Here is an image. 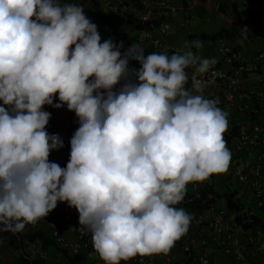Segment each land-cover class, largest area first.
I'll return each mask as SVG.
<instances>
[{"label":"clouds","instance_id":"9594fccd","mask_svg":"<svg viewBox=\"0 0 264 264\" xmlns=\"http://www.w3.org/2000/svg\"><path fill=\"white\" fill-rule=\"evenodd\" d=\"M201 47L122 52L81 4L0 0V231L22 232L65 202L104 264L168 253L189 228L176 207L187 185L231 160L228 114L200 79L217 61L191 50ZM65 104L79 127L61 167L49 156L64 141L46 130L44 105Z\"/></svg>","mask_w":264,"mask_h":264},{"label":"built area","instance_id":"2783aa9c","mask_svg":"<svg viewBox=\"0 0 264 264\" xmlns=\"http://www.w3.org/2000/svg\"><path fill=\"white\" fill-rule=\"evenodd\" d=\"M139 2L143 12L138 17L140 34L135 43H140L145 55L150 52H167L169 55L184 52L170 43L167 21L182 14L189 23L193 18L190 10L179 8L174 0ZM221 2L237 3L240 9L248 12H264V0H217V7ZM65 3L83 5L87 17L107 32L94 17L87 1L65 0ZM119 7L127 11L125 2L121 1ZM202 43L210 44L208 48L213 46L209 55L202 48L191 50L217 61L208 73L200 77L204 95L218 99V107L228 114V127L222 135L231 160L225 172L213 173L216 192L222 193L230 184L226 178L231 177L236 182L232 187H242L239 197L245 200V195L249 194V213L257 208L264 210V28L256 25L250 35L242 39L229 40L223 36ZM139 67L138 61H130V68ZM192 71V68L188 69L190 75ZM55 102H59L58 94ZM44 110L51 113L46 130L49 134H59L64 141V147L53 150L49 160L65 167L70 158V139L79 127L78 117L74 111L68 110L66 104L62 108L44 105ZM201 182L188 184L196 196H200ZM220 201L207 207L183 208L191 216L189 228L168 253L138 254L121 261V264H202V261L207 264H256L254 260L264 256V229L244 228L236 220V213L229 211L224 198ZM249 207L246 204V208ZM78 221L79 213L75 208L58 202L48 216L26 225L28 229H36L43 224L50 231L54 245L44 249L42 239L37 238L25 244L26 255L38 258L44 264H104L94 249L91 233L84 230ZM4 242L5 237L0 238V248ZM0 264H9L1 253Z\"/></svg>","mask_w":264,"mask_h":264},{"label":"trees","instance_id":"16d2710c","mask_svg":"<svg viewBox=\"0 0 264 264\" xmlns=\"http://www.w3.org/2000/svg\"><path fill=\"white\" fill-rule=\"evenodd\" d=\"M78 2H88V7L92 11L94 17L100 21L106 28L109 34L108 39H113L116 43H120V33L113 16L106 12L103 8L101 0H77ZM219 12L227 15L229 20L225 22L218 30L216 34L209 35L207 33H195L190 34L189 39L199 40L200 42L215 41L219 37L225 36L229 40L236 38L248 37L252 29L256 25L264 24V12H248L239 8L237 3L221 2L217 8ZM133 43L127 42L121 51L127 50ZM189 87V83L187 85ZM230 181V184L225 188L222 193L216 192L215 176H210L203 180L199 187L200 196H196L190 185H187L184 199L177 205L184 209L188 206L191 208L207 207L210 203L219 204L221 198H224V203L227 205L230 212L236 213V220L242 223L244 228L262 227L264 229V212L263 209H254L251 211V207L246 209V204L242 197H239V188L232 187L231 177L226 178ZM211 196V197H210ZM253 205V202L251 203ZM5 237V242L0 248V253L4 256L9 254L12 249H24L25 244L29 241H34L37 238L42 239V247L49 249L54 245V239L48 229L43 224L39 225L36 229L29 228L24 233H12L6 231H0V238ZM221 259V256H220ZM16 264H44V262L35 257L26 258L25 255H21L17 258Z\"/></svg>","mask_w":264,"mask_h":264},{"label":"crops","instance_id":"0c3cea01","mask_svg":"<svg viewBox=\"0 0 264 264\" xmlns=\"http://www.w3.org/2000/svg\"><path fill=\"white\" fill-rule=\"evenodd\" d=\"M125 2L127 5V11L125 12L123 9H120L119 4L120 2ZM103 4V8L106 10V12L110 13L113 16L114 21L116 22V25L118 27L119 33L121 32H128V29L130 28L132 24V20L137 17L136 22L138 25V17L143 12V7L141 6L139 0H101ZM176 6L179 8L186 7L190 10V13L194 16L195 11L197 13L201 14V16L204 18V20H207L208 18L206 16L212 15V10H218L217 8V0H174ZM60 3H65V0H60ZM229 3V2H228ZM201 12V13H200ZM206 13V15H204ZM207 18V19H206ZM191 19V20H192ZM191 20L189 23L186 22V17L184 15H179L176 19H168L167 26L170 33V43L173 44L175 47H180L183 50L187 51L191 46V40L189 39L190 34L195 33H207L205 31V23L201 22L199 27H194L191 25ZM261 28H264V24L258 25ZM139 27V25H138ZM140 29V28H139ZM140 34V33H139ZM212 35V34H209ZM139 35L133 40V42L122 39V36L120 35V42H123V44L130 42L135 43ZM202 50L206 55H209V51L207 49V46L205 43H202ZM28 230V227L26 226L25 229L22 231L24 233ZM27 248L24 247V249H12L9 254L6 256L3 255V257L6 259V261L9 264H16L17 258L21 255H25L26 258L33 257L32 255H26ZM256 264H264V256L259 257L258 259L254 260Z\"/></svg>","mask_w":264,"mask_h":264},{"label":"rangeland","instance_id":"374dc122","mask_svg":"<svg viewBox=\"0 0 264 264\" xmlns=\"http://www.w3.org/2000/svg\"><path fill=\"white\" fill-rule=\"evenodd\" d=\"M212 11H213V12H211V13H213L212 15L206 16L208 18V19L206 18L207 20H204V18L201 16V14H199V13H197V11H195L196 15L194 16V19L191 20V25L194 27H199L200 26L199 24L201 22H203V23H205L204 28H205L206 32H208L209 34H216L218 32L219 28L225 22H227L229 20V17L227 15L219 12L218 10H212ZM204 15H206V13ZM136 19H137V17L132 20V24H131L130 28L128 29V32H121L120 33V35L122 36V39H124V40L127 39V40L133 42V40L139 35V33H140L139 28L140 27H138ZM98 30H100V33L102 36V38H101L102 42L109 38V34L106 31H104L101 26L98 28ZM207 46H210V44H207ZM212 48H213V46L210 48L207 47L208 51L212 50ZM232 182H233L232 186H235L236 182L234 180H232ZM245 197H246V199H245L246 201L244 200L245 204H247V206L249 207L250 206V202H249L250 196L247 193L245 195ZM245 210H247V208ZM261 213L264 214V212H261Z\"/></svg>","mask_w":264,"mask_h":264}]
</instances>
